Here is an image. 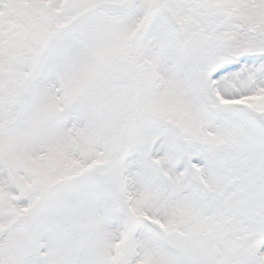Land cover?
Instances as JSON below:
<instances>
[{"label":"snow or ice","instance_id":"6c2138e0","mask_svg":"<svg viewBox=\"0 0 264 264\" xmlns=\"http://www.w3.org/2000/svg\"><path fill=\"white\" fill-rule=\"evenodd\" d=\"M0 264H264V0H0Z\"/></svg>","mask_w":264,"mask_h":264}]
</instances>
